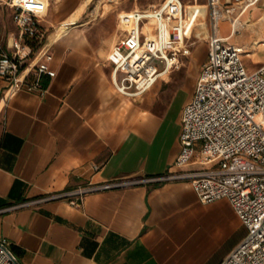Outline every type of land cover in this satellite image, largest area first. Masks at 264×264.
<instances>
[{"label":"crops","instance_id":"1","mask_svg":"<svg viewBox=\"0 0 264 264\" xmlns=\"http://www.w3.org/2000/svg\"><path fill=\"white\" fill-rule=\"evenodd\" d=\"M38 1L43 27L60 23L47 34L56 75L43 76L44 92L22 88L12 96L3 94L7 83L0 79V236L11 240L22 264H218L246 227L227 199L202 201L188 179L92 191L81 206L63 198L14 206L88 181L166 174L177 169L181 146L182 108L170 117L174 96L160 98L159 83L138 97L114 84L110 54L125 32L121 23L120 33L92 34L78 24L89 2L74 21L84 0ZM220 1L234 2L228 12L237 16L223 15L219 35L230 41L253 19L254 36L264 39V0L240 14L235 1ZM4 2L11 15L9 28L0 30L6 42L17 25L14 7ZM191 3L206 13L196 15L188 35L203 20L208 39L206 0Z\"/></svg>","mask_w":264,"mask_h":264},{"label":"built area","instance_id":"2","mask_svg":"<svg viewBox=\"0 0 264 264\" xmlns=\"http://www.w3.org/2000/svg\"><path fill=\"white\" fill-rule=\"evenodd\" d=\"M233 1L243 12L258 0ZM7 2L14 7L17 31L6 42L0 37V79L7 83L3 94L12 96L22 88L44 92L43 76L52 77L56 70L50 65L53 53L39 1ZM189 3L162 0L121 14L125 32L110 54L113 81L121 93L143 95L162 72L179 65L181 55L191 53L193 41L187 31L196 14L192 20L190 7L202 5ZM206 5L211 21L208 53L182 107L177 169L147 178L88 181L14 206L59 198L81 206L92 191L153 179H188L202 201L227 199L246 227L245 235L218 264H264V63L248 70L245 47L218 34L225 10L234 6L221 8L220 0H206ZM190 163L196 166L185 168ZM0 264H22L6 236H0Z\"/></svg>","mask_w":264,"mask_h":264},{"label":"rangeland","instance_id":"3","mask_svg":"<svg viewBox=\"0 0 264 264\" xmlns=\"http://www.w3.org/2000/svg\"><path fill=\"white\" fill-rule=\"evenodd\" d=\"M160 1L161 0H84L83 4L75 14L74 21L77 19L80 10L87 2H89L83 15L79 19L78 24H83L84 28L92 34H107L115 31L120 33L119 30L121 27H119V23L122 13L130 11L134 8L153 5ZM230 5H234V2L231 1ZM222 6L221 8L226 9L224 5ZM253 6L254 4L249 5L248 9L251 7L253 8ZM238 8V14L242 13L240 12L241 7ZM190 9V17L192 20L194 19L195 14L205 15L206 13L205 6L200 8L190 7ZM9 12L10 8H8L6 2L0 4V30L2 31L9 28V26L6 27L4 25V23L11 17ZM225 14L228 17H232V15H234L232 12H228L226 10ZM235 16H237V14L234 15L233 18ZM191 18L189 20H191ZM207 18L211 30L209 11ZM242 20L244 21V19ZM252 20L248 22L250 24H245L243 22V24L238 27L235 35L230 38L231 42L245 47L246 52L243 60L248 70L255 69L264 61V39L257 40L258 38L254 36V33L259 29V26L251 24ZM199 24L200 25H197L192 33L191 41H193V44L191 46V53L181 55L178 63L179 65H173L171 67L172 70L170 69L167 72V77L162 76V78L156 82L160 84V88L158 89L160 98L167 102L174 96L171 103L170 117H174L175 114L180 112L184 101L187 100L192 91L197 73L200 69V63L208 52V39L201 31L203 28L206 30L205 22L202 20ZM59 25L60 23H55L49 27V29L45 28L46 35L55 31ZM220 27L223 31L227 32L230 28V24L227 21H222ZM189 32L190 31L188 30L187 33ZM247 33L251 34L246 35Z\"/></svg>","mask_w":264,"mask_h":264},{"label":"bare ground","instance_id":"4","mask_svg":"<svg viewBox=\"0 0 264 264\" xmlns=\"http://www.w3.org/2000/svg\"><path fill=\"white\" fill-rule=\"evenodd\" d=\"M237 24V23H236ZM147 28H150L151 29V26L149 24L146 25ZM172 70V69H171ZM162 76L163 77H167V71L165 72H162Z\"/></svg>","mask_w":264,"mask_h":264}]
</instances>
